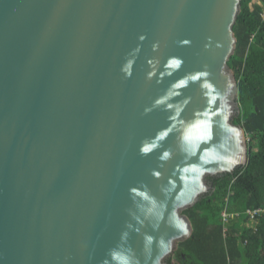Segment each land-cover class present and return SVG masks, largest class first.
I'll list each match as a JSON object with an SVG mask.
<instances>
[{
  "label": "water",
  "instance_id": "95a60500",
  "mask_svg": "<svg viewBox=\"0 0 264 264\" xmlns=\"http://www.w3.org/2000/svg\"><path fill=\"white\" fill-rule=\"evenodd\" d=\"M240 7L0 0V264H169L247 163Z\"/></svg>",
  "mask_w": 264,
  "mask_h": 264
},
{
  "label": "trees",
  "instance_id": "16d2710c",
  "mask_svg": "<svg viewBox=\"0 0 264 264\" xmlns=\"http://www.w3.org/2000/svg\"><path fill=\"white\" fill-rule=\"evenodd\" d=\"M264 0H241L228 60L238 84L233 122L247 135L248 159L232 173L209 176L212 189L183 210L191 235L178 242L169 264H264ZM232 214L224 219L221 212ZM235 214V215H234ZM173 262V263H172Z\"/></svg>",
  "mask_w": 264,
  "mask_h": 264
},
{
  "label": "built area",
  "instance_id": "2783aa9c",
  "mask_svg": "<svg viewBox=\"0 0 264 264\" xmlns=\"http://www.w3.org/2000/svg\"><path fill=\"white\" fill-rule=\"evenodd\" d=\"M262 16H263V19H264V13L262 14ZM245 213L247 214V215H249V217L251 218V219H255V215H260V214H263L264 213V207H260V208H256V209H247L246 211H245ZM221 215H222V217L224 218V219H226L227 217H229V216H233L232 214H229V213H227L225 210H223L222 212H221ZM235 215V214H234Z\"/></svg>",
  "mask_w": 264,
  "mask_h": 264
},
{
  "label": "rangeland",
  "instance_id": "374dc122",
  "mask_svg": "<svg viewBox=\"0 0 264 264\" xmlns=\"http://www.w3.org/2000/svg\"><path fill=\"white\" fill-rule=\"evenodd\" d=\"M253 1H256V0H253ZM173 263V262H172Z\"/></svg>",
  "mask_w": 264,
  "mask_h": 264
}]
</instances>
